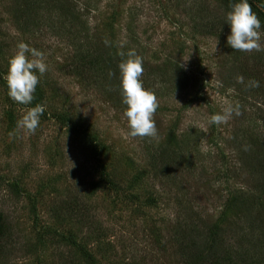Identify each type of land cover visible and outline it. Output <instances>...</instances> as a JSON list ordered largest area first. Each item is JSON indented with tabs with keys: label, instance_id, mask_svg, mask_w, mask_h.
Masks as SVG:
<instances>
[{
	"label": "rangeland",
	"instance_id": "obj_1",
	"mask_svg": "<svg viewBox=\"0 0 264 264\" xmlns=\"http://www.w3.org/2000/svg\"><path fill=\"white\" fill-rule=\"evenodd\" d=\"M257 1L261 51L241 52L220 0H0V264H198L212 236L239 264H264ZM20 42L48 66L29 105L4 80ZM130 49L157 99L156 137L128 135L118 63ZM37 104L29 133L18 122ZM229 105L240 114L209 123Z\"/></svg>",
	"mask_w": 264,
	"mask_h": 264
},
{
	"label": "clouds",
	"instance_id": "obj_2",
	"mask_svg": "<svg viewBox=\"0 0 264 264\" xmlns=\"http://www.w3.org/2000/svg\"><path fill=\"white\" fill-rule=\"evenodd\" d=\"M225 24L229 28L226 43L234 51H261V22L252 10L249 0H234L225 14ZM120 56L119 88L121 102L125 105L123 116L127 121L128 135L156 137L157 129L152 117L158 103L154 93L145 89L140 79L143 72L142 58L132 49L121 52ZM47 67L42 52L30 48L26 43H18L16 50L7 60L4 75L9 98L21 105H29L34 99L33 93L39 83V76L46 73ZM251 84L253 87L259 86L258 81H252ZM44 111L45 107L41 104L29 108L18 122V127L29 133L34 132ZM233 114H240L238 107L229 105L222 114H213L209 123L223 124Z\"/></svg>",
	"mask_w": 264,
	"mask_h": 264
},
{
	"label": "trees",
	"instance_id": "obj_3",
	"mask_svg": "<svg viewBox=\"0 0 264 264\" xmlns=\"http://www.w3.org/2000/svg\"><path fill=\"white\" fill-rule=\"evenodd\" d=\"M224 5L227 7H230V5L234 2V0H220ZM250 5L252 6V10L255 13H260V8L257 7L258 1L257 0H249ZM89 58L88 66L89 65H95L94 63L98 64L99 59L94 58L90 59V56H87ZM264 164V162H262ZM264 167V166H263ZM262 190L264 191V184L262 185ZM7 234L6 232V224L5 221L0 216V248H1V241L4 238V236ZM205 252L202 254L200 259L198 258L197 261L198 264H239L243 259L241 256H243L240 253H237V257L239 258L238 262L233 260L232 255L230 252L224 250V253H220V247L219 243L217 242L216 238L212 236L210 238L209 243L204 247ZM183 253V251H182ZM198 254V253H197ZM241 255V256H240ZM196 256V255H192ZM187 263V262H186ZM188 264H195L192 262H188ZM249 264H253L252 261H250Z\"/></svg>",
	"mask_w": 264,
	"mask_h": 264
}]
</instances>
